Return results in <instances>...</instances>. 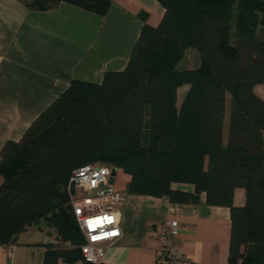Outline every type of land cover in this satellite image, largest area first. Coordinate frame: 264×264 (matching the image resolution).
Segmentation results:
<instances>
[{
  "label": "trees",
  "instance_id": "16d2710c",
  "mask_svg": "<svg viewBox=\"0 0 264 264\" xmlns=\"http://www.w3.org/2000/svg\"><path fill=\"white\" fill-rule=\"evenodd\" d=\"M60 1L99 14L109 5L25 3L48 10ZM158 1L164 14L155 26L140 14L124 69L106 71L99 83L72 79L18 140L0 148L1 245L43 219L68 244L48 246L42 264L82 260L66 184L74 168L94 162L128 174L127 194L195 204L203 193L207 204L227 206V264H264V99L253 90L264 84V0ZM188 48L199 63L178 69ZM237 187L245 190L243 205L233 201Z\"/></svg>",
  "mask_w": 264,
  "mask_h": 264
},
{
  "label": "crops",
  "instance_id": "0c3cea01",
  "mask_svg": "<svg viewBox=\"0 0 264 264\" xmlns=\"http://www.w3.org/2000/svg\"><path fill=\"white\" fill-rule=\"evenodd\" d=\"M25 1L0 0V148L7 140H18L72 79L99 83L106 71L124 69L144 23L140 14L145 13L152 26L164 14L158 0H109L104 14L65 1L52 9L32 10ZM187 88V84L177 88L178 106ZM253 90L264 99V84ZM128 180L122 172L117 183L124 196L118 208L121 236L103 245L102 264H157L158 233L165 220L179 223L174 244L189 260L175 264H227L231 230L227 206L207 204L203 193L195 204L127 194ZM172 187L193 189L187 183ZM233 201L244 204V188L235 189ZM60 243L68 244L60 242L54 226L43 219L30 222L9 246L10 255L0 244V264H42L46 248Z\"/></svg>",
  "mask_w": 264,
  "mask_h": 264
},
{
  "label": "built area",
  "instance_id": "2783aa9c",
  "mask_svg": "<svg viewBox=\"0 0 264 264\" xmlns=\"http://www.w3.org/2000/svg\"><path fill=\"white\" fill-rule=\"evenodd\" d=\"M111 167L89 162L72 170L66 190L75 221L83 236L80 245L83 262L102 264L105 256L104 244H113L120 236L118 208L124 196L114 191L109 184ZM110 190L108 193L105 191ZM73 191L81 193L74 196ZM180 230L176 220H165L158 233L159 247L156 251L157 264L187 263L180 256L174 238ZM8 255L10 247L6 246Z\"/></svg>",
  "mask_w": 264,
  "mask_h": 264
},
{
  "label": "rangeland",
  "instance_id": "374dc122",
  "mask_svg": "<svg viewBox=\"0 0 264 264\" xmlns=\"http://www.w3.org/2000/svg\"><path fill=\"white\" fill-rule=\"evenodd\" d=\"M195 52H196L195 49L188 48L184 52V55L181 58V60L179 61L178 65H177V68L178 69H186V68H192V67L198 65V63H199L198 55H197V52L196 53ZM227 117H228V112L226 110L224 132L226 131V128H227L226 127V125H227ZM121 175H122V172L118 170L116 172V175H115L114 184L111 186L114 191H118L119 193H122V192L117 190V183L121 180ZM73 194H74V196L76 195V197H80L81 196L80 192H77V194H76L75 191H73ZM120 207L121 206H119V208Z\"/></svg>",
  "mask_w": 264,
  "mask_h": 264
},
{
  "label": "water",
  "instance_id": "95a60500",
  "mask_svg": "<svg viewBox=\"0 0 264 264\" xmlns=\"http://www.w3.org/2000/svg\"><path fill=\"white\" fill-rule=\"evenodd\" d=\"M116 172H117V168L116 167H111L110 176H109V184H110V186H112L114 184ZM109 191L110 190H107L104 193H108Z\"/></svg>",
  "mask_w": 264,
  "mask_h": 264
}]
</instances>
